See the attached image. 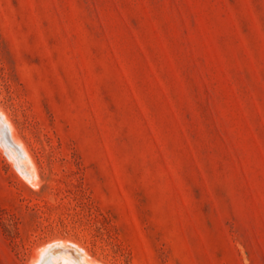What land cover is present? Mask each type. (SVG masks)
I'll list each match as a JSON object with an SVG mask.
<instances>
[{
  "label": "rangeland",
  "instance_id": "obj_1",
  "mask_svg": "<svg viewBox=\"0 0 264 264\" xmlns=\"http://www.w3.org/2000/svg\"><path fill=\"white\" fill-rule=\"evenodd\" d=\"M0 108V264H264V0H0Z\"/></svg>",
  "mask_w": 264,
  "mask_h": 264
},
{
  "label": "bare ground",
  "instance_id": "obj_2",
  "mask_svg": "<svg viewBox=\"0 0 264 264\" xmlns=\"http://www.w3.org/2000/svg\"><path fill=\"white\" fill-rule=\"evenodd\" d=\"M7 127L10 128V131L7 130ZM0 137H1L0 141L3 145V148L5 147L7 149L10 157L13 160L15 159L18 167L22 166L21 167L22 172L25 174V176H28L30 180L35 181L36 179H35L34 169L32 168L31 163H28L27 160L25 161L24 157H23L24 154L28 157V159H30L31 156L27 152L28 151V150H26L27 148H25L22 141L19 139L17 133L15 132V128H14L13 124L11 123V121L9 120V118L7 117V115L4 113V111L1 108H0ZM30 161H31V159H30ZM56 244H57V242H56ZM59 246H61V245H59ZM68 246L69 245L64 243V247H63L62 252H58V251L54 250L55 248L50 249L49 251L48 250L47 251L42 250V252L40 254L35 256L36 258L34 259V264H36L40 261V257L43 253L44 254L50 253V256H51L49 258L50 261L47 263L45 262V264H100L96 260L90 258L89 255L85 251L83 252V254L81 256L75 255L78 253H76V251H75V254L72 253L73 251L71 252V249L69 248L70 246L69 247ZM51 247H49V248H51ZM47 248H48V246H47ZM78 250H80V249H78ZM42 257H46V255H44ZM41 264H43V263L41 262Z\"/></svg>",
  "mask_w": 264,
  "mask_h": 264
}]
</instances>
